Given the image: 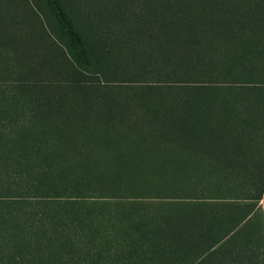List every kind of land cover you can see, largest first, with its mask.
Wrapping results in <instances>:
<instances>
[{
  "label": "trees",
  "instance_id": "1",
  "mask_svg": "<svg viewBox=\"0 0 264 264\" xmlns=\"http://www.w3.org/2000/svg\"><path fill=\"white\" fill-rule=\"evenodd\" d=\"M49 4L87 63L73 17ZM126 4L87 9L88 23L105 55L146 47L126 49L172 101L154 112L168 132L79 140L52 58L0 29V264H264V0ZM102 100L101 113L134 116ZM132 133L160 142L145 161L124 160Z\"/></svg>",
  "mask_w": 264,
  "mask_h": 264
},
{
  "label": "rangeland",
  "instance_id": "2",
  "mask_svg": "<svg viewBox=\"0 0 264 264\" xmlns=\"http://www.w3.org/2000/svg\"><path fill=\"white\" fill-rule=\"evenodd\" d=\"M104 1L108 0H62L74 19L88 64L84 62L85 60H81L76 49L69 47L67 37L61 29L49 0H0V29L4 28L21 37L24 36L31 52L35 51L52 58V62L60 72L57 81L62 86L61 90L65 89L66 103L73 112L72 130L76 137L80 135L79 140L82 141L84 137H89L86 131H83L86 128L92 129L98 135L100 134L98 130L102 128L107 134H113L115 137L119 135L118 129L123 131L122 135H129L127 132L132 126L133 128H144L142 125L145 124L168 132L170 123L163 121L160 114L154 115V112L162 107V103L170 102L171 104L172 101L166 97L163 99L159 97V93L153 88L154 83L150 82V77L144 79L134 73L136 66L129 61L131 50L126 49L135 46L140 51L146 52V47L143 44L139 46L134 41H127L117 45L120 51L113 52L109 56L103 54L96 46L97 38L88 23L86 11L87 9L92 11L99 9ZM123 1L131 6V9L140 13L141 8L146 5L153 6V0ZM128 21L130 22L129 18ZM131 21L134 22V20ZM66 59H70L75 64L64 63ZM139 59L142 63L143 58ZM102 98H111L126 104L130 107V111L134 112V116L128 117L121 114L107 116L101 113L102 109L99 108L103 106ZM7 115L12 119V109ZM120 118H125L123 124L118 123L121 121ZM101 120L109 121L113 125L102 126ZM117 143L122 148L125 157L128 158L124 160L140 161L143 160L140 157L141 151L159 146L160 142L150 137L148 140L142 139L133 134L129 139L119 140ZM99 152L102 153L100 150ZM146 162L155 163L156 161ZM145 166L151 167L152 165L148 163ZM150 180L167 181L169 176H157L156 179L152 178L148 181Z\"/></svg>",
  "mask_w": 264,
  "mask_h": 264
}]
</instances>
